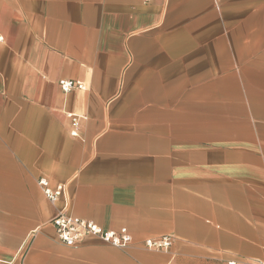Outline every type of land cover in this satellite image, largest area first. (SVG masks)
I'll list each match as a JSON object with an SVG mask.
<instances>
[{
  "label": "crops",
  "instance_id": "1",
  "mask_svg": "<svg viewBox=\"0 0 264 264\" xmlns=\"http://www.w3.org/2000/svg\"><path fill=\"white\" fill-rule=\"evenodd\" d=\"M0 36V264H264V0H0Z\"/></svg>",
  "mask_w": 264,
  "mask_h": 264
},
{
  "label": "built area",
  "instance_id": "2",
  "mask_svg": "<svg viewBox=\"0 0 264 264\" xmlns=\"http://www.w3.org/2000/svg\"><path fill=\"white\" fill-rule=\"evenodd\" d=\"M1 39L2 37L0 36ZM58 83L63 92H68L72 89H85L83 82L79 80L60 79ZM67 116L71 119L73 125L70 134L76 136L78 134L77 128L80 116L73 113H68ZM39 183L50 201H54L63 190V185L57 186L55 190L49 189L45 179H40ZM49 222L55 228L58 240L66 246H74L88 235L96 236L102 241L119 248L128 247L133 241L126 227H120L118 230L105 229L91 220L66 215L63 209L58 211ZM173 240L172 235L166 234L156 238H145L142 243L147 249L166 250ZM227 264L235 263L228 262Z\"/></svg>",
  "mask_w": 264,
  "mask_h": 264
}]
</instances>
